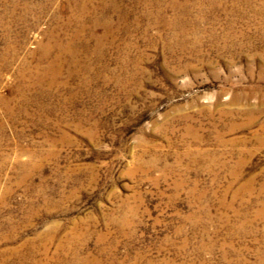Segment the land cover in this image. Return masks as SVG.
<instances>
[{
  "label": "rangeland",
  "instance_id": "obj_1",
  "mask_svg": "<svg viewBox=\"0 0 264 264\" xmlns=\"http://www.w3.org/2000/svg\"><path fill=\"white\" fill-rule=\"evenodd\" d=\"M0 264H264V0H0Z\"/></svg>",
  "mask_w": 264,
  "mask_h": 264
}]
</instances>
